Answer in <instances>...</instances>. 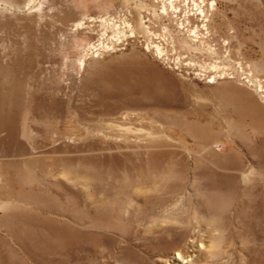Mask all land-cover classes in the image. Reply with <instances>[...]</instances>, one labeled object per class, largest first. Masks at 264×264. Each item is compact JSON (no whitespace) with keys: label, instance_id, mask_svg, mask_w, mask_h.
<instances>
[{"label":"rangeland","instance_id":"obj_1","mask_svg":"<svg viewBox=\"0 0 264 264\" xmlns=\"http://www.w3.org/2000/svg\"><path fill=\"white\" fill-rule=\"evenodd\" d=\"M0 264H264V0H0Z\"/></svg>","mask_w":264,"mask_h":264},{"label":"bare ground","instance_id":"obj_2","mask_svg":"<svg viewBox=\"0 0 264 264\" xmlns=\"http://www.w3.org/2000/svg\"><path fill=\"white\" fill-rule=\"evenodd\" d=\"M184 259H185V256L181 255L180 253H177L174 257V260L179 261L181 263L186 262V260Z\"/></svg>","mask_w":264,"mask_h":264}]
</instances>
